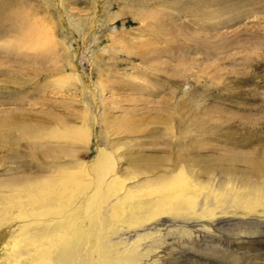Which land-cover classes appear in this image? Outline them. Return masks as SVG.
I'll list each match as a JSON object with an SVG mask.
<instances>
[{"label":"rangeland","instance_id":"rangeland-1","mask_svg":"<svg viewBox=\"0 0 264 264\" xmlns=\"http://www.w3.org/2000/svg\"><path fill=\"white\" fill-rule=\"evenodd\" d=\"M89 85L114 168L138 174L128 185L175 162L195 177L194 202L217 189L224 213L195 219L179 206L194 189L169 187L167 228L139 241L159 246L156 264H264V0H0V136L14 130L23 147L0 150V264H112V238L146 219L107 200L100 167L12 180L20 161L72 168L62 154L30 159L55 142L94 155L87 126L31 125L44 109L80 125Z\"/></svg>","mask_w":264,"mask_h":264},{"label":"bare ground","instance_id":"bare-ground-1","mask_svg":"<svg viewBox=\"0 0 264 264\" xmlns=\"http://www.w3.org/2000/svg\"><path fill=\"white\" fill-rule=\"evenodd\" d=\"M50 34L52 35V33H50ZM75 70H77V69H75V67H74L73 71H75ZM82 95H83L82 101H83L84 108L79 113L80 125H78V126L71 125L68 122L66 115L63 113L45 111V109L43 111L44 116L42 117L41 121L36 122V123H32L31 125H34L37 129L41 128L40 130H43L42 128H45V129H48V128L52 129L53 128L54 130L55 129L56 130H68L71 127L72 128L74 127L75 129L76 128L79 129L82 126L83 127L87 126L89 128L88 131L90 133V136L92 137L93 142L96 144L94 147V155L88 161H83L80 158H78L79 154L77 151L78 149L76 147H74L72 145H68L65 142H63V143H60V141L55 142L53 145H48L46 147L44 146V148H42L40 151H37V150L36 151H33V150L30 151V153L28 154L29 157H31L30 159H32V161H33L34 159H36V155H39L42 158H44V157L49 158V157H54V156H57L59 154H62L63 157H68L69 159L72 160L73 165L69 164L70 166H73L72 168L55 169L54 170L52 168L53 166L49 167L51 165L42 166L41 164L33 163L34 161L31 162V160L20 161V163L15 167L16 170L14 171V173H17L19 175L14 176L12 178V180L18 181L19 183L20 182H27V183H34L35 182V183H37L41 180L55 178V177L59 176L58 173H61L64 171L69 173L66 170H70V172H72L74 167H77L78 169H80L82 171L84 170L85 173L87 172V174H88V169L92 170V169L97 168L95 170H98L99 167L101 169H104V176L105 177L103 180L104 181L103 184L105 186H104V191H102V190L101 191L106 193L107 200H110L111 203L117 204V205H118V203H120L122 205L125 204V207L127 208V209L126 208L125 209H126V211H129L130 214L134 213V215H141V216L143 215L144 217H142V218H146V219L139 221L140 223H138L137 225L129 224L128 226H124L123 232L118 233L117 236L112 238V242L122 243L120 245L118 244L119 247H116L113 245V247H116V248H114V250L112 251V255L114 256L113 258H111V260H114V262L112 264H156V262L158 261V259L160 257L158 255V251H157L159 246L157 244H155V241H153L152 243H149V244H144V245H139V241L144 239V238H142L144 236L145 237H149V236L151 237L154 234L158 235L159 233H161V230H160L161 228L160 229H155L156 227L152 228L150 226L152 224L156 225V226L163 225V226H165V228H167V225H166L167 220L164 221V220H161L160 218L163 219V217L166 215V213L170 209L169 208L170 204L172 203V202L170 203V196L167 192L169 187L174 185V184L176 185V184L181 182V183H186V184L190 185L194 189L197 187V185L195 183L196 182L195 177H193L192 174L191 175L187 174L183 170L184 168L182 167V165L180 166L179 163L174 162V163H172L173 165H172L171 170L168 171V172H170V174L167 175L166 173H168V172L165 171V173H163L161 175H157L152 179L147 178V179H144L140 182L128 185L127 180L138 176V174L132 175L131 177H127V178L122 177V175L120 173H118V170L116 168H114V164H115V158L114 157L115 156L113 155L111 150H106L105 146L104 147L102 146L101 136H98L96 134V131L94 130V126L96 123H98L99 125H102V123H103L102 114L101 113L98 114L99 113L98 108L100 107L99 96L97 95L93 86H90V85L87 86L86 91L82 92ZM91 102H93V104H94L93 105V112L91 111V107H90ZM42 104L45 105L46 107L50 106L48 104V102L47 103L44 102ZM48 110H50V109H48ZM21 115H22V117L18 118V119L20 121H22V123L26 119L33 118L31 115L28 116L27 114H25L26 115L25 116L22 113H21ZM14 133H15L14 130L8 129L6 132H3L1 134V136H0V150H7V151H11L17 155H22L21 151H22L23 147L20 144V142L15 139ZM87 140H89V139H87ZM86 150H90V147H88ZM27 169L31 172L47 171V174H46V172H45V174H39V175H35V174H31V173L24 174L23 172ZM48 171H50V173H48ZM7 172H9V171H7ZM89 175H91V174H88V176ZM61 176H63V175H61ZM91 179H94V178L92 177V178H90V180L89 179L88 180L91 181ZM129 181H131V180H129ZM93 183H90V184L93 185ZM96 183H97V181H96ZM103 184H101V185H103ZM94 185H95V183H94ZM156 186H159V187L156 188ZM198 186H199V184H198ZM85 188H87V187H85ZM0 189H1L0 191L5 190L3 188H0ZM182 190L183 189H181V191ZM84 191H85V189H84ZM94 191H95V189H94ZM171 191H172V189H171ZM193 191H194L193 193H187L184 196H182L184 191L182 192V195L179 194L182 197L181 200L179 201L180 207L181 206L184 207L185 205H191L189 216L195 217V219H197V218L202 219L204 217L207 218L209 216H214L218 212L224 213L222 210L216 211L217 207L220 205V204H218V198H217L218 196H217V189L216 188L211 189V191H209V193L206 196L204 195V197L198 202L193 201L194 197H195V192L197 191V189H196V191H195V189ZM186 192H188V190ZM177 194H178V192H177ZM90 195L88 196L89 198H90ZM103 195H104V193H103ZM173 195H175V194H173ZM94 196H96V195H94ZM100 196H102V195H100ZM172 197H174V196H172ZM91 198H93V196ZM134 199H135V201H132ZM174 200H173V202H174ZM105 202H106V200H105ZM219 203H220V201H219ZM175 204H176V202H175ZM115 207L117 210V206H115ZM120 207H121V205H120ZM107 209L109 210V208H107ZM112 213H114V212H112ZM119 213H121L120 210H119ZM121 214H123V212ZM134 215H133V217H134ZM148 220H150V221L155 220V221H157V223L151 222V223H149V225H146ZM158 221H160V222L158 223ZM160 237L161 236H159V238H157V240L160 239ZM153 240H154V238H153ZM110 246H112V245H110ZM106 248H107V246H106ZM102 252H100V254ZM102 254H104V253H102ZM107 259H108V257L106 259L104 257L100 258L99 262L98 263L96 262V263L97 264H106ZM43 263H40V264H43ZM73 264H88V263L79 262V263H73ZM90 264H92V263H90Z\"/></svg>","mask_w":264,"mask_h":264}]
</instances>
